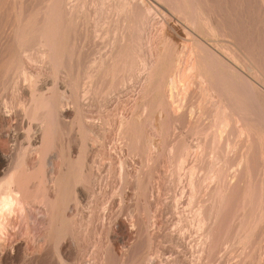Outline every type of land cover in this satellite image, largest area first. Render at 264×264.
Masks as SVG:
<instances>
[{
  "label": "rangeland",
  "instance_id": "rangeland-1",
  "mask_svg": "<svg viewBox=\"0 0 264 264\" xmlns=\"http://www.w3.org/2000/svg\"><path fill=\"white\" fill-rule=\"evenodd\" d=\"M45 1L44 0H41V1L40 0H37V1L36 0H22V2L24 3V4L22 3V6L26 5L25 7L27 9L26 10L25 8H23L21 6V9L23 10L22 12H23L24 16L26 14L28 15V13L31 11H32L31 13H36L37 10L40 8V5H41V7L44 5V4H41V2L44 3ZM84 1L83 0H80V1L79 0H73V1L67 0V2H66L67 4H69V5H66V13L68 12L67 10L73 12L75 9V14H74L75 18L71 19L70 17H67L65 19L66 23H68L70 21L69 25L65 23V25H66V28H65V38H66L65 39V58H67L66 59L67 62H66V65H65L66 68L64 69V71L59 74L60 76L59 75L57 76L58 81L61 85V87H60L61 92H64V93L67 92L66 97L68 99H69L70 94L72 95V96H70L71 100H67L70 103L67 102V104L71 108L73 106V108H72L73 109V115H72V118H70V119H67V120L64 119V120H60L58 122V125L59 126L61 125L60 126L61 128L59 127V129H57L58 125H56V130H59V131H57L56 135H53L51 141L50 142L48 141L47 142L48 144L46 143V146H44L46 148L49 147L45 151L47 154L45 153V155H44L45 157L40 156L41 158L40 157L38 158V155L34 154L30 160V167L32 169L38 168V170H32L31 169L32 173L34 174V172L37 173V171H38V173H39L40 171H42V169L40 167H42L43 161L46 162V161L51 160L56 167L59 166L60 164H64L65 166L70 165L71 162L75 158H78V157L81 158L82 163L85 161L83 163L85 166L84 172L88 171L89 168L92 170V173L95 177V184H94L95 186L93 188L89 186V188L93 191H91L88 188V184L85 181L87 178L86 177L87 174L83 175V177H85V179L81 183V186L82 187L86 186L87 190L88 189L90 190V191L89 190L88 191H89V193L91 192L90 195L92 194L91 195L92 199H94L95 204L97 203L99 205L96 208V210H94V213H95V211L97 213V215H96L97 219H95V221L93 222V224H92L93 226L88 227V225H87L88 219H86V218H89V214H90L91 210H90L89 206L85 204V206L81 209L83 211H81V214L79 216L81 218L78 217V221L81 219L79 222H81V223L84 222L83 225L86 227H85V230L83 227L82 231L81 230L77 231L78 229L77 230L75 229L76 226L74 224V220H72L73 218L67 217V216H72L74 213L73 207L70 206L66 215L65 214H62V215L59 214V216H58L59 223L57 225V228L59 226V228H60L59 233L60 234L57 232H56L57 234L54 233L55 228L53 227V225L51 223L50 217L46 214L47 213V212H45L46 210H44L39 205L43 206L40 203L41 199H43V198L46 200L55 198L54 195L56 196V192L54 191V189H52L53 187H49V186H51L52 183L47 185V187H46V184H43V185H41V187L43 186V188L38 189V187H40L39 184H36V182H38V179L34 178L32 180V186H33V190H34V191L33 190L32 191L34 192L33 193L34 196L32 199L29 200V205L26 208L27 215H29L28 220H27V222L23 221V224L21 223L22 226H21V224H20V226H21V229L23 228L22 229L23 232L26 230V227H28V226L31 227L30 228L31 229V235L33 233V236L30 237L31 240L29 239L31 241V243L29 241V246L30 245L32 246V247L30 246V248H31L30 252L32 251V248H34L36 245V242H37L36 239L39 240V238H41V237H48L49 246H47L48 244H46L47 247L45 246L39 252L38 256L36 255L37 259H36V257L33 256L30 258V261L29 260L26 261L27 264H29V263L30 264H46V263L47 264H57V253L58 252L62 254V256L64 257L65 260H68V264H70V262H72L71 264H74V263L75 264H88V262H89V264H91V263H93V261H94L93 264H102V263L103 264H264V247H263L264 246V239H262V238H264L263 237V235H264V219H262V221H258V219H256L257 218L256 217V215H257L256 214V209H257L256 203H258L257 201L261 197L264 198V172H263V170H264V143L262 141H260V138H259L258 134H256V132H255L256 130H255L254 126L253 127L251 126L253 124L250 121H248V122L244 121L243 122L244 124L240 123L242 125V127L240 124L238 125L237 123H235L233 121L232 122L233 125H230V128L226 132V135L229 132H233V130H236L234 132H236L237 136L235 137V133L233 132V133H229L231 135L228 134L229 137H232V134L234 135L231 139H229L228 135H227V137H225L227 140V141L225 140L226 143L228 141H231L229 143L230 144L232 143L231 147H233V148H232V150L228 149L229 150L228 153H227V151L225 152V154L227 156L226 155L224 156V154L222 155L223 156L222 157L223 162L221 161V163L220 162L218 163L219 160H215V159H217L215 157H217V154L219 153L218 150L211 153V152H209V149L207 148L208 147L207 145H209L208 143H210V142H207V140L211 141V137L210 138L208 137L209 139H206V137H205L206 135H204L201 132V129L203 130L204 127H205L204 130H206V129L210 130V128H209L210 125L208 123L209 122L213 123L212 121H213V119H215L216 109L214 106L210 107L208 105V103L212 102V104L210 103V105H213L214 103H216V100H218V99L214 98V99H211V101L209 100L207 102V106H209L210 109H208V107H206V102L205 103L203 102V105H201V106L199 105L203 99L201 98L202 97V93H201L202 91H201L200 83H198L199 81H197L198 78L194 81V83L196 82V84H194L196 87L192 84L189 91L186 93V97H184V98H181V96L184 95V92H182V91H184V88L179 84L180 86L177 85L178 88L173 89L171 84H170L173 79L177 80L179 78V76H180L179 74L182 73L181 71L184 70L185 68H186L185 71L187 73L192 71L191 70L192 66H190V65H192L193 59L196 60V62L194 61V63L199 67L200 70H202V69L204 70V68L206 66H209L210 64L214 63L213 59L211 60V58L210 59L208 58V57H210L209 56L210 50L208 48H210L212 52H216L217 54L220 53L221 58L223 56L222 59H224V61L227 62L229 65H232L234 68L237 67V68H235V70L241 74L239 76H242V77L245 76L246 78H248V80H250L251 78L254 79V80L251 79L250 81L253 83V85H255L254 89H255L256 93L253 92V93H255V98L257 96H260V94H262V93L264 95V88H263L264 87L263 86L264 85V53H263L264 52V6H262L261 0H229V1L228 0H225V1L224 0L223 1L222 0H201V1L195 0V1H197L196 3H198L196 7L197 8L199 7L198 10L200 9L199 12L203 11L205 16H207L208 18L211 17L212 18L211 19L212 24H213L214 20H216V19L213 20V17L217 18V21L220 22L219 23L216 21L220 25L219 26L216 25L217 27L214 26V27H216L215 33L212 32L211 34H210L211 31L210 32L208 31V30H210V28L208 25H206L207 21L205 19L200 18L202 20L200 21V19H199L198 20L199 23L195 20L197 23L191 24L192 23V20H191V18H192L191 12L192 11H190V9L192 10V7L195 4L194 0L191 1V3L189 2L191 5L193 2V5H192V7H190V9H189V6L186 5L188 2L186 1L184 3L186 10L188 8V10H187V11H189L188 13H186V10L185 11L183 10V9H185L184 6L182 5L183 2L177 0V2H179V3L182 2L181 5L183 6V7L181 5L179 6V4H178V7L183 8L180 11V13L184 11V13H186V14L190 13L191 14V15L189 14L190 16L183 14V13L180 14L179 12L175 13V10L173 12L172 6L177 4V3L171 4L172 5L171 6L168 3V1L166 2L165 0H162V3L160 0H148V1L147 0H142V1L137 0L136 2L133 0H124V1L123 0H118V1L117 0L116 1L115 0H106L105 1L106 3L104 4V7L102 9H100L101 5L98 4L99 0H84ZM119 1H121V2H119ZM144 1H146V2H144ZM188 1H190V0H188ZM206 1H207V3H206ZM231 1H233V2H231ZM124 2H126V3H124ZM82 3L85 6L83 5L84 7L81 9L80 6H78V5H81ZM115 3H117L116 6L114 5ZM229 3H232V4H229ZM6 4L2 8L3 13L1 15V17L3 18V22L7 21L8 24L3 23V25H2V22H1V26L4 27V29L8 30V27H9L8 25H9V23H11L8 21V14H9V12H11L9 10H12L11 7H13V4H10V3H6ZM18 4L19 3H17V5ZM131 4H135L134 11L139 12L138 11V8H139V10L147 9V10H149V13H150L149 14L150 20L148 21L149 26L147 24L145 30L143 31L144 34L142 33V39H143L142 42L145 40L143 42L145 45L143 44V48H142L143 50L140 53L135 54V58L137 59V60L135 59V63L137 65V66L135 65V67H136L137 71H135L136 69L133 72L129 71V70L126 72L119 71V70H115V71L111 70V75L109 77L107 76L108 77L107 78L103 75L106 68L110 67V65L112 67V64L114 62L113 60H115V58L119 54V52L123 49H126L127 48L126 46L132 47L133 44H135V42L137 41L136 39H138V36H139V34H138L139 29H140L139 28L140 27L139 20H136L135 25L130 28L128 25H129V22L131 20L125 19L124 15L122 14V6L123 5H129V7H132ZM118 5L120 8L119 7L117 8ZM136 5L138 6V8ZM147 5H148V7H147ZM6 6H8V7H6ZM18 6H20V4ZM76 6H78V8ZM155 6H156V9L152 10L153 8H155ZM167 6L168 7L171 6V7L168 8ZM176 7H177V5L174 7V9H176V11H177ZM219 7H220V9H219ZM222 7H223V9L220 12ZM224 7H225V9H224ZM93 8H94V10H93ZM111 8H112V10H111ZM170 8H171V10H169ZM3 9L5 12L7 11V15L3 11ZM19 9H20V7L15 6V10H13L14 13L16 11L18 12ZM132 9H133V7H132ZM79 10L81 11V13ZM117 10H119V11L121 10V11L116 12ZM161 10H163V11H161ZM107 11H108V13H107ZM109 11H110V13H109ZM170 11H172L173 14ZM216 11L219 12V13H217V16L219 18L215 15ZM99 12H100V15H99ZM210 12H212V13H210ZM31 13H29V14H31ZM115 13H117V14H115ZM118 13L121 16V17H119L120 19L117 17V16H119ZM164 13H167L169 15H167V14L164 15ZM178 13H179V15H178ZM152 14H154V15H152ZM82 15L85 16L84 19H83L84 16L81 17ZM3 16H5V17H3ZM79 16H80V18H79ZM101 16H102V21L100 20L101 18H99ZM168 16H169V18H168ZM224 16H226V17H224ZM97 17L99 18L98 21L100 22L101 25H97V24H99L96 20V19H98ZM163 17L165 18V20ZM229 17H231V18H229ZM4 18H5V20H4ZM78 18H79V20H78ZM113 18H114V20H113ZM76 20H78V21H76ZM83 20H85V21H83ZM106 20H108V21L106 22ZM116 20H117V24L115 22ZM72 21H74L73 23L75 25L71 23ZM103 21H104L105 25L103 24ZM118 22H119V24H118ZM201 22H203V23H201ZM76 23H77V25H76ZM120 23L122 25L123 24L124 25L121 26ZM171 23H172V25H171ZM182 23H184V24L186 23L185 25H187V23L191 24V25H189V27H188V25L185 26ZM95 24L97 25V27ZM161 24H163V25H161ZM179 24L181 26H179ZM70 25H71V27H70ZM79 25H81V26H79ZM125 25L128 26V27H126L127 28L126 30L124 28ZM136 25H138L139 27H136ZM193 25L194 26H196V25L200 26L201 25L200 30L202 29V31H199V29H197L199 27H197V26H196L197 27L196 29L198 31H196L194 29L195 27ZM92 26L94 27V30H93ZM95 27L97 28L96 31L98 32L97 36H95L96 35ZM103 27H105L104 30H103ZM121 27H123L124 30ZM185 28H186V30H185ZM205 28H207V29H205ZM219 28H220V31L223 35H221L220 32L218 33ZM4 29L2 28L3 33H5V31H7V30L4 31ZM121 29H122V31H124V33L121 31ZM222 29L223 30L226 29V30L223 31ZM99 30H100V32H99ZM113 30H114V32H113ZM128 30H130V33L128 32ZM93 31L95 32L94 35H93ZM188 32H190V34ZM224 32H226L227 34L226 33L224 34ZM73 33L75 34L74 36L72 35ZM112 33L116 34V36ZM5 34H4L3 40H6L5 38H6L7 34L6 35ZM206 34H208V35H206ZM99 35H100V37L97 38ZM123 35H124V38H123ZM212 35H213V37H212ZM94 36L97 39L94 38ZM128 36H129V38H128ZM2 37H3V34H2ZM90 37H91L92 41H91ZM135 37H136V39H135ZM200 37H201V39H200ZM226 37L228 38V40ZM70 38H72V39H70ZM122 38L124 39L123 43H121V40L123 41ZM125 38H127V39H125ZM194 38H195V42L193 41ZM164 39H165V41H164ZM219 39H220V42H219ZM196 40H199V41L201 40V41L199 43V41L196 42ZM216 40H217V42H216ZM191 41H192V43H191ZM203 42H205V43L202 44ZM222 42H223V45H222ZM128 43H129V45H127ZM184 43L186 46L184 45ZM228 43H229V45H228ZM4 44H6V47H7L6 41L3 43L2 38H1V46L5 47ZM69 44H70V46H69ZM71 44H72V46H71ZM86 44H87V46H86ZM112 44H113V46H112ZM148 44H150V45H148ZM199 44H202L205 47L208 46V48L207 47L205 48L204 46H203L204 47L203 48L202 45H199ZM187 45H189V46H187ZM192 45H194L195 47L194 46L192 47ZM197 45H199L200 47ZM212 45L213 46L215 45V47L212 48L213 47ZM219 46H221V48H219ZM251 46L253 47V50H252ZM6 47H5V49H7ZM188 47L189 48L192 47L193 49L190 48V49H192V51ZM201 47H202V50L205 49V50H203L204 52L201 51ZM187 48H188V50H187ZM196 48H200V49L196 50ZM244 48L246 50H248V49L251 50L250 51L251 53L249 51H246ZM94 49H96V50H94ZM183 49L185 50L186 53L183 51ZM216 49H218V50H216ZM233 49H235L236 52L241 51L240 54L239 53H237L236 55L233 54L232 53ZM2 50H3V53L6 54V55L4 54L3 56L4 57L7 56L6 50H4L3 48H2ZM34 50L37 51L36 49H34ZM34 50H31L30 53H32V51L35 52ZM70 50H72V51H70ZM255 50H257V51H255ZM102 51L105 53H103ZM150 51H152V52H150ZM178 51L180 52L179 53L180 55L182 54L181 56L179 54H177ZM197 51H199V52H197ZM253 51H255L256 54ZM147 52H150V53L148 54ZM159 52H160V54H159ZM181 52H183L185 55ZM142 53L143 54L145 53V54L143 55ZM201 53L203 56L201 55ZM221 53H222V55H221ZM253 53L255 56L257 55V57H255L253 55ZM103 54H104V57H102ZM204 54L205 55L207 54V55L204 56ZM249 54L250 55L252 54V56H249ZM261 54H263V55H261ZM189 55L192 58H190V59L187 58V57H189ZM110 56H111V60L105 61L107 63L104 65L103 68H101L98 71H97V69H94L101 64V62H99V61L104 60L106 57L108 59ZM143 56H145V57H143ZM177 56H179L180 59L178 57V59L175 61L174 59L177 58ZM185 56H187L186 58L189 60L186 61ZM253 56L255 57V59L257 58L259 60V62H254L256 65L255 67L257 68L256 71L257 72L259 71L258 72L259 74L256 72L257 76L255 75V73L254 74L251 73L247 69L246 65L243 63V61L247 62V64H249V65L251 63H253V60H254ZM229 57H232V59ZM242 57H243V59H241ZM101 58H104V59H101ZM138 58H140V59H138ZM181 58L184 60H181ZM236 58H237V60H236ZM107 59H105V60H107ZM145 59H147V61L148 60L149 61L146 62ZM240 59L242 60V62ZM91 60L94 61V64L97 63V65H95L96 67L93 66V69H92L93 62ZM138 60H140V62ZM143 60L145 61V63L143 62ZM178 60L181 61L180 62L181 65H179ZM190 60H192V61H190ZM258 60H256V61H258ZM150 61H151V63H149ZM137 62H138V64H137ZM175 62H177V64ZM198 62L199 63L201 62V63L198 64ZM141 63L142 64L147 63L146 65H148V64L149 65L151 64V65L149 67V65L148 66L142 65ZM174 63H175V66H174ZM183 63H184V65L186 63V65L184 66ZM232 63H234V65ZM237 63H238V65H237ZM258 63H259V65H258ZM39 64L37 62L35 64H31L30 66L34 69L33 70L31 68V70H33L34 72H37V70H38V72L40 71V73L42 74L41 75L42 77L40 79H43L44 76L47 77V75L48 76L52 75V68L48 64H45V62L43 63L40 61H39ZM90 65H91V67H90ZM177 65H179L180 67ZM182 65L184 66V69L181 70L179 68H181V67L183 68ZM70 66H72L71 69H70ZM90 68H91V72H90ZM148 68H151V69H148ZM188 69H190L189 72L187 71ZM138 70H139V72H138ZM148 70H151V71L148 72ZM226 70L224 69V72ZM43 71H44V73H43ZM197 71H198V69H197ZM84 72H85V74H84ZM86 72H88V73L86 74ZM45 73L47 75H44ZM89 73L90 74L92 73V75H94V81H91V80H89V78L86 77V75L88 76ZM98 73H99V75H98ZM119 74L121 77L119 76ZM173 74H175V75L173 76ZM1 75H3L7 79L4 80L5 78ZM226 75H228V73ZM231 75H235V77L239 78L236 73H231ZM253 75H255L256 77H254ZM258 75L260 76V78H257ZM249 76H251V77H249ZM0 77H1L0 78V86H1L0 88L5 91V93L2 92L4 94H1L2 90H0V94L2 95V97L0 95L1 104H4L5 101L7 102V104H12L11 100L13 101V103H18L19 98H18V95L16 93V89H13L14 85L9 84L7 88L3 87L4 84L7 85L8 77H6L1 72H0ZM147 77H148V79H146ZM126 78H129V79H126ZM139 78H140V80H139L140 82L138 81ZM256 78H257V80H256ZM82 79H84L85 81H83ZM258 79H263V80H260L261 82H259ZM136 80H137V82H136ZM2 81L3 82L6 81V82L3 84ZM17 81H18V79H17ZM67 81L68 82L70 81L68 85H67V83H68ZM82 81H83V83H82ZM96 81L98 82V84ZM124 82L126 85H124ZM81 84H83V85H81ZM115 84L117 85V87ZM197 84H199V86ZM80 85H81V87H80ZM114 85H115V87H114ZM82 86H84V87H82ZM88 86H90V87H88ZM92 86L93 87L96 86L98 88H93ZM9 87L10 88L12 87V88L10 89ZM103 87H105V88H103ZM238 87H240V88L234 89L235 87H233L232 89L237 90V89H241V87L243 89L244 86H238ZM50 88H52V87L50 86ZM258 88L260 89L259 91H258ZM12 89L15 91L12 92ZM170 89H172L171 90L172 95H171V91H169ZM175 89H177V92ZM87 90L89 91V93ZM97 90H98V92H97ZM100 90L102 92H100ZM193 90L195 91V94L197 96L194 94ZM6 91L8 92V94ZM72 91H74L73 93L75 95L72 93ZM168 92H169V94H168ZM175 92L178 95L173 94ZM68 93H69V96H68ZM85 93H87V94H85ZM5 94H6V96H4ZM9 94H11L10 95L11 97L9 96V98H8ZM192 94L195 97L194 96L192 97ZM251 94L252 93H250V95ZM12 95H16V96H12ZM84 95H85V97H84ZM109 95H110V97H109ZM173 96H176V97H173ZM179 96H180V99H178ZM16 97H17V99H16ZM261 97H263L262 102L260 99ZM261 97L256 98L257 103H259V105H261L264 102V96L261 95ZM7 98L10 99V101H8ZM172 98H174V99H172ZM3 99H5V100H3ZM80 99L81 100L84 99V101H83L84 103L86 102V99L88 101H87V103L84 104ZM196 100H197V102L195 103ZM247 100L249 101L250 99L247 98ZM166 102L168 104H166ZM171 102H173L174 104L177 103V105H179V107H181V108H179L181 114L179 113V110L177 109L178 110L177 111L178 113L176 112L177 115H175L176 113H174V115H173L172 111L170 109H168L170 112L169 116H168V112L164 115L163 112L168 111L164 107L169 108V103H171ZM250 103H251L250 101L248 103L246 102L245 105L249 106ZM78 104L80 106H78ZM84 105H86V106H84ZM166 105H168V106H166ZM180 105H182V106H180ZM262 105L263 106H260L261 108L264 107V103ZM100 106H102V107H100ZM196 106H197V109H199L198 111L195 108ZM81 107L84 109H82ZM203 107H205V108L203 109ZM206 108L208 111L206 110L205 111L206 113H205L204 110ZM133 109L137 112L136 114H135V111H133ZM136 109H138L139 111ZM262 109L264 112V108H262ZM131 110H132V112H131ZM163 110H165V111H163ZM210 110L211 111L215 110V111L211 112ZM87 111H88V113H87ZM139 112L141 113V115L139 114ZM194 112L197 114V119H195L196 123L194 120V117H196ZM208 112L209 113L211 112L210 115H207V114H209ZM82 113H84L89 118V119H87L89 123H91V124L94 122L96 124L98 123L97 124L98 126L95 124L96 129L94 128L91 132H89L86 128L81 126ZM130 113H131V115H130ZM171 113H172V117L170 115ZM122 115L124 116V118H127V120H129V122L132 121V123H129L128 128L125 131H123V127H121V124H119L121 121L126 120V119L120 118V117H123ZM135 115H138L137 117H139V118L141 116L142 117L139 120V118L138 119L135 118L136 117ZM201 115L202 116L205 115L204 117L206 119H203L204 117H202ZM77 116H78V118H77ZM175 116H176V120H175ZM201 117H202V121L205 120L203 123L206 122L205 124H207L208 127H207V125H201L202 124V121H200ZM182 118L185 120V123H187V124L184 123V120ZM108 119H109V121H108ZM231 119H232V117H231ZM73 120H76V124L74 126L73 125L70 126L72 124ZM92 120H94V121H92ZM197 121H200V123ZM66 122L67 123L69 122L68 123L69 125ZM180 123H181V125H180ZM245 123H247V124L251 123V125L250 124L247 125ZM199 125H200V127H199ZM244 125L247 127L244 128L245 127ZM233 126H234V129L232 130ZM237 126L239 128H243V132H241V134L238 133V130L236 129V128H238ZM74 127H75V129H74ZM130 128H131V130H130ZM121 129H122V131H121ZM133 129H134V131L138 130L137 133L134 132ZM244 129H246V131H244ZM209 130H207V135H209V134L212 135L213 132L210 131L211 132L210 133V132H208ZM88 132L91 134H89ZM57 133H59V134L57 135ZM252 133L254 134V136ZM73 135H74V137H73ZM120 135H122V137ZM148 135L151 137H149ZM241 135L242 136L245 135V138H246V136H248L245 139L246 141L244 140V137H242L243 140H240ZM131 136H133V137H131ZM91 137L93 139H95V138H98V139H95V141H94ZM124 138H126L125 141H124ZM233 138H235V140ZM138 139H140V141H138ZM232 139L235 142H232ZM247 139H249V140H247ZM88 140L90 142H88ZM120 140H122V141H120ZM85 141H87V142H85ZM134 141H136V142H134ZM149 141L152 142L151 146H149ZM205 141L207 142V145H206L207 147L205 146V148H204L203 143ZM95 142H97L99 146L96 145L97 143L95 144ZM185 142H187V143H185ZM244 142H245V144H243ZM85 143L87 146L85 145ZM133 143H134V146H133ZM222 143H223V145H225L224 140ZM177 144H178V146L175 147ZM195 145H196V147H195ZM0 146H1L0 148L2 149V151H5V153L6 152L8 153V151L10 152V148H8L9 146L4 145V147H3L2 144ZM122 146H124V148H122ZM148 146H149L150 151H151L152 146H153V149H152L153 151H151L152 155H150L151 152L148 150ZM202 146H203L204 150H203ZM256 146H259V147H256ZM56 147H57V149H56ZM125 147H127V148H125ZM236 147H237V149H236ZM254 148H255V150H254ZM121 149L123 150V153L121 151H119ZM90 150H91V152H90ZM199 150L201 151V154H200ZM136 151H138L139 154H136ZM170 151H172V153ZM202 151H203V153H204V151H207L208 154H210V155L212 154V155L210 156L206 153V155L208 157H206V155H205V159L203 158L205 160L204 161L203 159H201V155H203ZM186 152H187V154H186ZM116 153H118V154L116 155ZM87 154H89V155H87ZM136 155H138V156H136ZM168 155H170V156H168ZM57 156H60V157H57ZM117 156H119V157L121 156V157L119 158ZM150 156H152V157H150ZM197 156H199V157H197ZM121 158H122V161H124L123 163H120V162H122ZM145 158L147 161L145 160ZM198 158H200V159L198 160ZM209 158H211V160ZM231 158L234 160H231ZM119 159H120V161H119ZM206 159H207V161H206ZM59 160H60V162H59ZM197 160H198V162H196ZM38 161H39V165H38ZM209 161H210V163H209ZM31 162H32V164H31ZM128 162H129V164H128ZM35 163H37V164L35 165ZM55 163H58V164H55ZM197 163H199V164H197ZM203 163H205L206 165ZM224 163H225V165H224ZM126 164H127V166H126ZM184 164H186V165H184ZM195 164H196V166H195ZM207 164H209V165H207ZM210 164L216 170H218V168H219V170H221L223 172H224V170L228 171L224 175L227 176V181L230 184H228L226 179H224L226 181V186H225V183H223V186L225 188L227 187V189L224 190V187L222 186V180L219 179V177L215 178L213 176L212 177L213 180H212L211 176H209L211 174L209 172V169H207V168H208V166H210ZM226 164H228V165H226ZM229 165H231V166H229ZM35 166H36V168H35ZM199 166H200V168H199ZM205 167H206V169H205L206 171H204ZM191 168L194 170H192ZM237 169H238V171H237ZM190 171H191V173H190ZM229 172H231V173H229ZM134 173H135V175H134ZM197 173H198V175H197ZM193 177H194V179H193ZM201 177H202V179H201ZM199 178H200V181H197V180H199ZM119 179H121V180H119ZM192 179L193 180L196 179V181H197V182L195 181L196 183L201 182L202 186L204 185L203 186L204 188L202 187L203 190L201 192H199L197 195H195L193 197V199H192V196L195 193V189H192V186H191L192 184L189 183V182H191ZM259 180H261L262 182L261 181L258 182ZM212 182H216V183H212ZM231 183H232V185H231ZM255 183L258 184L257 187L255 186L256 185ZM205 184H206V186H205ZM260 184H261V186H260ZM86 187H85V189H86ZM207 187H208V191H205L207 189ZM209 187L212 189H210ZM232 187H233V189H232ZM193 188H194V186H193ZM250 189H251V191H250ZM217 190L219 192L216 193ZM206 192H208V193H206ZM257 193H258V195H256ZM38 194L41 195V198L38 197L39 196ZM203 194H204V197H203ZM206 194H208L209 196L207 195L208 197H206V199H205ZM219 194H220V196H218ZM221 194H223V195H221ZM36 195L38 197L37 199L40 201H38L36 198H34V197H36ZM44 195H46V196L44 197ZM42 196H43V198H42ZM197 196L199 197V199L197 198ZM254 197L256 199H254ZM33 200H35V201L33 202ZM46 200H44V201H46ZM201 201L205 202V204ZM198 202H199V204H198ZM216 202H218V203H216ZM240 202H241V204H240ZM247 202H250V203H247ZM31 203L32 204L35 203L36 205H32ZM200 203H201V205L203 204L202 206H204V207H202V206L200 207ZM254 204H255V207H254ZM37 205L39 208L36 207ZM205 205H207V206H205ZM211 205L212 206L214 205L213 207L215 209L214 208L212 209ZM238 205H241V206H238ZM32 207H34V208H32ZM103 207L105 209H103ZM70 208H72L73 210ZM86 208L88 210H90L88 212L89 214H87ZM201 208H203V211H205L207 208H209V209H207L208 210V218H207L208 222H206L205 227L202 226L201 223L199 222V221H201L200 219H202V215H204L203 213H202V215H200V213L202 212ZM216 208H217V210H216ZM130 210L132 211V213ZM213 211H214V213H213ZM132 214H133V216H132ZM129 215L132 216V218ZM134 215H135V218H134ZM63 216L64 217L66 216V217L64 218ZM152 217H153V219H152ZM129 218H130V221H129ZM210 218L213 220H211ZM152 220H153V222H152ZM135 221L137 223H135ZM72 222H73V224H72ZM85 222H86V224H85ZM120 222H122V223H120ZM130 222L133 225L132 226L130 224V226H132L131 228L129 226ZM154 222L156 223V225L154 224ZM138 223H139V226H137ZM25 225H28V226L25 227ZM73 225H74V227H73ZM70 228L71 229L73 228L74 231H76L75 233H73L74 234L73 238H74L75 243L72 242L73 239H72V237H70V236H72L71 235L72 233H70V232H73L72 231L73 229L71 230ZM132 228H133V230H132ZM83 230H84V232H87L86 230H88V232L84 233ZM141 231H142V233H141ZM45 232H47V233H45ZM162 232H163V234H162ZM48 233L50 234L49 236H48ZM140 233H141V235H140ZM76 235H78V236L81 235V236L78 237ZM260 235H261V239H260ZM36 236H38V237L36 238ZM172 236H173V238H172ZM32 237L33 238L35 237L34 238L35 241L33 240ZM258 237H259V239H258ZM23 239H25V238H23ZM51 239H53V240L50 242ZM78 239H80V240H78ZM256 239H258V240H256ZM55 240H56V242H55ZM174 240H176V241H174ZM65 241H66V243H65ZM86 241H88V243ZM90 241H91V243H90ZM94 242H96L94 244V246L98 244L97 246L102 245L103 247L102 246H99V247L96 246L97 249H93V248H95L93 246ZM213 242H214V244H213ZM32 243L35 245H32ZM63 244H65V245H63ZM86 247L90 248V249L88 248V256H87V257H89L90 260H87L88 258L84 257L86 254V251H87ZM67 248H69V249H67ZM66 249L68 252L66 251ZM62 251H63V253H62ZM90 251H92V252H90ZM104 251H105V254H104ZM41 252H42V255H41ZM67 254H70V255L67 256ZM71 254H74V255H71ZM94 254H95V259H94ZM91 255H92V257H91ZM100 255H101V257H100ZM115 255H117L118 257H115ZM33 258H35V259H33ZM42 260H44V261H42ZM70 260H72V261H70ZM86 260H87V262H86ZM91 260H92V262H90ZM22 262L23 261H19V262L16 261L13 263L9 262L8 264H17V263L18 264H26L25 262L24 263H22Z\"/></svg>",
  "mask_w": 264,
  "mask_h": 264
},
{
  "label": "bare ground",
  "instance_id": "bare-ground-1",
  "mask_svg": "<svg viewBox=\"0 0 264 264\" xmlns=\"http://www.w3.org/2000/svg\"><path fill=\"white\" fill-rule=\"evenodd\" d=\"M37 1V0H36ZM41 1V0H40ZM45 1V0H44ZM68 1H71V0H68ZM73 1V0H72ZM80 1V0H79ZM84 1V0H83ZM106 0H99V2H98V4L99 5H101V8L100 9H102L103 7H104V4L106 3L105 2ZM116 1V0H115ZM118 1V0H117ZM124 1V0H123ZM133 1H137V0H133ZM142 1V0H141ZM140 1V2H141ZM148 1V0H147ZM161 1V3H162V0H160ZM166 2L168 1V3L171 5V4H175V3H177V4H175V5H171L172 6V9H173V12H174V10H175V13H177V12H179L180 13V11L183 9V8H180V7H178V4H179V6L182 4V2H183V6H184V8H185V5H184V3L187 1L188 3L186 4L187 6H189V9H190V7H192V5H193V2H192V5L190 4L191 3V1H193V0H190V1H188V0H178V1H182L181 3H179V2H177V0H165ZM195 1V0H194ZM201 1V0H200ZM223 1V0H222ZM225 1V0H224ZM229 1V0H228ZM25 2V1H24ZM43 2V1H42ZM41 2V4H44L42 7H41V5H40V8L37 10V12L36 13H31V12H29V13H31V14H29L28 13V15L26 14L25 16H24V14H23V10L21 9V6H22V0H0V72L2 73V74H4L6 77H8V82H7V85H5L4 83L6 82H3V84L5 85H3V87H8V85L9 84H12V85H14L13 87V89H16V93H17V95H18V98H19V102L18 103H13V101L11 100V102H12V104H7V102L5 101H3L4 102V104H1V101H0V145L2 144L3 145V147H4V145H6V146H9L8 148H10V152L8 151V153L6 152L5 153V151H2V149L0 148V176H5V175H7L8 173H10V172H13V171H15V173H16V190L20 193V198L22 199V201H23V204H24V212H23V214L22 215H17V216H15L14 218H12L10 221H9V226L7 227V229H6V232L4 233V234H2V235H0V264H8L9 262H11V263H13V262H19V261H23L22 263H26L27 264V262L26 261H30V258L31 257H36V255L38 256V254H39V252L46 246V244H48L49 243V240H48V237H41V238H39V240L38 239H36L37 240V242H36V245L35 244H33L32 243V245H35V247L34 248H32V251L30 252V250H31V248H30V246H29V241L31 240V236H33V233H32V235H31V227H29L28 225H25V227L26 226H28V227H26V230L23 232V228L21 229V226H22V224H23V221H26L27 222V220H28V216L29 215H27V210H26V208H27V206L29 205V200L30 199H32L33 198V186H32V180L34 179V178H37L38 179V182H36V184H39L40 185V187H38V189H42L43 188V186L41 187V185H43V184H46V187H47V185H49V184H51V186H49V187H53L52 189H54V191L56 192V196L54 195V197L55 198H53V199H48V200H46V199H44L43 198V196H42V198L44 199V200H46V201H44L43 199H41V201L40 200H38L37 198L39 197V198H41V195L40 194H38L39 196L37 197V195H36V197H34V198H36L38 201H40V203L43 205V206H41V205H39L40 207H42L44 210H46L45 212H47L46 214L50 217V219H51V223H52V225H53V227L55 228V230H54V233H59L60 232V228H59V226H58V228H57V225H58V223H59V218H58V216H59V214H65L66 215V213H67V211H68V209H69V207L70 206H72L73 207V209H74V213H73V215L72 216H67L68 218L70 217H72L73 219L72 220H74V224H75V229L77 230V231H82V229H83V227H84V230H85V227L86 226H84L83 224H84V222L83 223H81V222H79L78 221V217L80 216V214H81V211H83V210H81L84 206H85V204L86 205H88L89 206V208H90V210H88L87 208V214H89L88 212L90 211V214H89V218H86V219H88V227H91V226H93L92 224H93V222L95 221V219H97L96 218V215H97V213H96V211H95V213H94V210H96V208L99 206L97 203L95 204V201H94V199H92V194L90 195V193H89V191L91 190L90 188H89V186L90 187H94L95 185V177H94V175H93V173H92V170L89 168L88 169V171H85L84 172V162L82 163V160H81V158H75L72 162H71V164L70 165H67V166H65L64 164H60L59 166H55L54 165V163L51 161V160H49V161H43L42 163H43V165H42V167H40L41 169H42V171H40L39 173H38V171H37V173H35L34 172V174L32 173V170H38V168L37 169H32L31 167H30V160H31V157L34 155V154H37L38 155V158L40 157V156H44L45 155V151L49 148H46V147H44V146H46V143L49 141H51V139H52V137H53V135H56V132L57 131H59V130H56V125H58V122L60 121V120H67V119H70V118H72V115H73V106H72V108L67 104V102H69V101H67V100H71L70 99V96H72L71 94H70V96H69V93H68V96H69V99L66 97V93H64V92H61V89H60V87H61V85H60V83H59V81H58V78H57V76L61 73V72H63L64 71V69L66 68V59L67 58H65V28H66V25H65V23H66V21H65V19L67 18V17H70L71 19H73V18H75V16H74V14H75V9H74V11L72 12V11H69V10H67L68 12L66 13V5H69V4H67L66 2H67V0H46L44 3H42ZM85 2V1H84ZM83 2V3H84ZM94 2V1H93ZM97 2V1H96ZM119 2H121V1H119ZM139 2V1H138ZM144 2H146V1H144ZM190 2V3H189ZM197 1H195V4H194V6L192 7V10L190 9V11H192L191 13H192V18H191V20H192V23L191 24H196L197 22H198V20L200 19V18H203V19H205L207 22V24L206 25H208L209 26V28H210V30H208L209 32H210V34L212 33V32H214L215 33V28L217 27L216 25H220L219 23V21H217V18H214L213 17V20L214 19H216V20H214V22H213V24H212V21H211V17H207V16H205V14H204V12L202 11V12H199V10H198V8L196 7L197 6V4L198 3H196ZM231 2H233V1H231ZM248 2V1H247ZM6 3H10V4H13V7H11L12 8V10H9V11H11V12H9V14H8V21L9 22H11V23H9V27H8V30L7 29H4V27H2L1 26V22H2V25H3V23H7V21L6 22H3V18L1 17V15H2V8L5 6V4ZM17 3H19L20 4V6H18L17 5ZM26 3V2H25ZM32 3V2H31ZM81 4V5H78V6H80V8L82 9L85 5L84 4ZM124 3H126V2H124ZM206 3H207V1H206ZM24 4V3H23ZM36 4V3H35ZM112 4V3H111ZM116 4L117 3H115L114 5L116 6ZM121 4V3H120ZM119 4V5H120ZM137 4V3H136ZM148 4V3H147ZM151 4V3H150ZM209 4V3H208ZM229 4H232V3H229ZM261 4H262V6H264V0H261ZM7 5V4H6ZM38 5V6H39ZM77 5V4H76ZM84 5V6H83ZM109 5V4H108ZM119 5L117 6V8L119 7ZM134 5V6H133ZM138 5V4H137ZM136 5V6H137ZM142 5V4H141ZM140 5V6H141ZM149 5V4H148ZM148 5H147V7H148ZM177 5V11H176V9H174V7ZM181 5V6H182ZM222 5V4H221ZM239 5V4H238ZM9 6V5H8ZM8 6H6V7H8ZM15 6H17V7H20V9L18 10V12L16 13H14V11L13 10H15ZM26 6V5H25ZM24 5L22 6L23 8H25L26 9V7H25ZM37 6V5H36ZM75 6V5H74ZM78 6H76L77 8H78ZM89 6V5H88ZM96 6V5H95ZM112 6V5H111ZM131 6L133 7V9H132V7H129V5H123L122 6V14L124 15V18L125 19H129V20H131L130 22H129V27L131 28V27H133L134 25H135V21L136 20H139V22H140V27L138 26V25H136V27H139L140 29H139V32H138V34H139V36H138V39H136V37H135V39L137 40L136 42H135V44H133V46L131 47V46H126L127 48L126 49H123V50H121L120 52H119V54L116 56V58H115V60H113L114 62H113V64H112V67H111V65H110V67H107L106 68V70H105V72H104V76L105 77H109L110 75H111V70L113 71H115V70H119V71H124V72H126V71H134L135 69H136V67H135V65H136V63H135V54L136 53H140L143 49V42L145 41H143L142 42V33L144 34V30H145V28H146V26H147V24L149 23L148 21L150 20L149 18V10H147V9H144V10H139V8H138V6H137V8H138V11L139 12H137V11H134V8H135V4H131ZM143 6V5H142ZM152 6V5H151ZM166 6V5H165ZM171 6H169V7H171ZM182 6V7H183ZM225 6V5H224ZM229 6V5H228ZM233 6V5H232ZM5 7V8H6ZM31 7V6H30ZM75 7V8H76ZM153 7V6H152ZM168 7V6H167ZM168 7V8H169ZM91 8V7H90ZM110 8V7H109ZM108 8V9H109ZM120 8V7H119ZM143 8V7H142ZM180 8V9H179ZM7 9V8H6ZM18 9V8H17ZM99 9V10H100ZM141 9V8H140ZM152 9V8H151ZM150 9V10H151ZM154 9H156V6H155V8H153L152 10H154ZM159 9V8H158ZM157 9V10H158ZM163 9V8H162ZM208 9V8H207ZM219 9H220V7H219ZM222 9H223V7L221 8V10H220V12L222 11ZM224 9H225V7H224ZM27 10V9H26ZM35 10V9H34ZM88 10V9H87ZM93 10H94V8H93ZM98 10V11H99ZM111 10H112V8H111ZM165 10V9H164ZM169 10H171V8L169 9ZM184 11L186 10V8L185 9H183ZM187 10H188V8H187ZM186 10V13H188L189 11H187ZM213 10V9H212ZM235 10V9H234ZM3 11H4V9H3ZM25 11V10H24ZM29 11V10H28ZM80 11V10H79ZM92 11V10H91ZM102 11V10H101ZM119 10H117L116 12H118ZM121 11V10H120ZM119 11V12H120ZM161 11H163V10H161ZM184 11L183 12H181V13H183V14H186V13H184ZM211 11V10H210ZM227 11V10H226ZM238 11V10H237ZM5 12V11H4ZM13 12V13H12ZM96 12V11H95ZM171 13H172V11H170ZM6 13V15H7V11L5 12ZM25 13V12H24ZM80 13H81V11H80ZM91 13V12H90ZM93 13V12H92ZM98 13V12H97ZM105 13V12H104ZM107 13H108V11H107ZM109 13H110V11H109ZM152 13V12H151ZM163 13V12H162ZM179 13H178V15H179ZM180 13V14H181ZM210 13H212V12H210ZM216 14V16H217V13H219V12H215ZM225 13V12H224ZM234 13V12H233ZM79 14V13H78ZM106 14V13H105ZM115 14H117V13H115ZM165 14H167V13H164V15ZM173 14V13H172ZM190 14V13H189ZM189 14H186V15H188V16H190ZM5 15V14H4ZM95 15V14H94ZM99 15H100V12H99ZM118 15H119V13H118ZM152 15H154V14H152ZM167 15H169V14H167ZM219 15V14H218ZM222 15V14H221ZM235 15V14H234ZM84 15H82L81 17H83ZM87 16V15H86ZM107 16V15H106ZM187 16V17H188ZM210 16V15H209ZM227 16V15H226ZM226 16H224V17H226ZM229 16V15H228ZM3 17H5V16H3ZM116 17V16H115ZM118 18L119 17H121L120 15L119 16H117ZM116 17V18H117ZM133 17V18H132ZM152 17V16H151ZM218 17V16H217ZM221 17V16H220ZM2 18V19H1ZM79 18H80V16H79ZM79 18H78V20H79ZM85 18V16L83 17V19ZM88 18V17H87ZM98 18V17H97ZM99 18H101L100 20L102 21V16L101 17H99ZM99 18L98 19H96L97 20V22L99 23V24H97V25H101L100 24V22L98 21L99 20ZM160 18V17H159ZM164 18V17H163ZM168 18H169V16H168ZM179 18V17H178ZM190 18V17H189ZM219 18V17H218ZM222 18V17H221ZM229 18H231V17H229ZM94 19V18H93ZM105 19V18H104ZM103 19V20H104ZM120 19V18H119ZM118 19V20H119ZM124 19V20H125ZM152 19V18H151ZM172 19V18H171ZM181 19V18H180ZM224 19V18H223ZM4 20H5V18H4ZM68 20V19H67ZM78 20H76V21H78ZM110 20V19H109ZM113 20H114V18H113ZM162 20V19H161ZM164 20H165V18H164ZM175 20V19H174ZM197 22H196V21ZM202 19H200V21H201ZM69 21V20H68ZM83 21H85V20H83ZM108 20H106V22H107ZM112 21V20H111ZM173 21V20H172ZM219 22V23H217V22ZM221 21V20H220ZM226 21V20H225ZM70 22V21H69ZM69 22L68 23H66V24H68L69 25ZM74 21H72L71 23L72 24H74L73 23ZM90 22V21H89ZM116 22V24H117V20L115 21ZM122 22V21H121ZM126 22V21H125ZM128 22V21H127ZM223 22V21H222ZM81 23V22H80ZM123 23V22H122ZM199 23V22H198ZM201 23H203V22H201ZM200 23V24H201ZM217 23V24H216ZM8 24V23H7ZM82 24V23H81ZM84 24V23H83ZM92 24V23H91ZM95 24V25H96ZM103 24H104V21H103ZM115 24V25H116ZM118 24H119V22H118ZM121 24V23H120ZM175 24V23H174ZM183 25H185L184 23H182ZM191 24H188L187 23V25H188V27H189V25H191ZM226 24V23H225ZM75 25V24H74ZM76 25H77V23H76ZM97 25H96V27H97ZM105 25V24H104ZM114 25V24H113ZM124 25V24H123ZM122 24H121V26H123ZM161 25H163V24H161ZM171 25H172V23H171ZM187 25H185V26H187ZM198 25V24H197ZM196 25V26H197ZM227 25V24H226ZM225 25V26H226ZM79 26H81V25H79ZM78 26V27H79ZM103 26V25H102ZM128 26H126L125 25V30L127 29L126 27H128ZM148 26H149V24H148ZM155 26V25H154ZM175 26V25H174ZM179 26H181L180 24H179ZM184 26V27H185ZM194 26V25H193ZM196 26H194L195 28V30L196 31H198L197 29H199V31H202V29L200 30V27H201V25L200 26H197V27H199V28H197ZM214 26H216V27H214ZM70 27H71V25H70ZM73 27V26H72ZM84 27V26H83ZM93 27V26H92ZM95 27V32H96V35L95 36H97V28ZM101 27V26H100ZM106 27V26H105ZM105 27H103V30H104V28ZM115 27V26H114ZM161 27V26H160ZM206 27V26H205ZM221 27V26H220ZM224 27V26H223ZM222 27V28H223ZM2 28L4 29V31L5 30H7V31H5V33L7 34H5V33H3V30H2ZM112 28V27H111ZM122 29H123V27H121ZM169 28V27H168ZM197 28V29H196ZM226 28V27H225ZM116 29V28H115ZM122 29H121V31H122ZM129 29V28H128ZM205 29H207V28H205ZM74 30V29H73ZM93 30H94V27H93ZM102 30V29H101ZM124 30V29H123ZM185 30H186V28H185ZM223 30V29H222ZM224 30H226V29H224ZM223 30V31H224ZM120 31V32H121ZM135 31V30H134ZM194 31V30H193ZM207 31V32H208ZM222 31V32H223ZM72 32V31H71ZM74 32V31H73ZM94 31H93V35H94V33H95ZM99 32H100V30H99ZM113 32H114V30H113ZM123 33H124V31H122ZM128 32L130 33V30H128ZM192 32V31H191ZM205 32V31H204ZM221 33V31H220V28H219V31H218V33ZM228 32V31H227ZM103 33V32H102ZM107 33V32H106ZM182 33V32H181ZM186 33V32H185ZM189 34H190V32H188ZM187 33V34H188ZM197 33V32H196ZM200 33V32H199ZM217 33V34H218ZM226 32H224V34H225ZM230 33V32H229ZM2 34H3V37H2ZM4 34L6 35V40H3V38H4ZM100 34V33H99ZM112 34H114V33H112ZM127 34V33H126ZM148 34V33H147ZM155 34V33H154ZM161 34V33H160ZM227 34V33H226ZM73 36L75 35L74 33L72 34ZM104 35V34H103ZM115 36H116V34H114ZM163 35V34H162ZM171 35V34H170ZM186 35V34H185ZM199 35V34H198ZM206 35H208V34H206ZM219 35V34H218ZM221 35H223L222 33H221ZM229 35V34H228ZM78 36V35H77ZM91 36V35H90ZM94 36V38H96ZM132 36V35H131ZM156 36V35H155ZM202 36V35H201ZM79 37V36H78ZM92 37V36H91ZM91 37H90V39H91ZM100 37V35L97 37V38H99ZM103 37V36H102ZM113 37V36H112ZM122 37V36H121ZM192 37V36H191ZM210 37V36H209ZM212 37H213V35H212ZM221 37V36H220ZM225 37V36H224ZM1 38H2V42L4 43L5 41H6V43H7V47H6V44H4L5 45V47L7 48V49H5V47H2L1 46ZM75 38V37H74ZM96 38V39H97ZM123 38H124V35H123ZM122 38V39H123ZM128 38H129V36H128ZM196 38V37H195ZM195 38H194V42H195ZM198 38V37H197ZM227 38V37H226ZM263 38V37H262ZM70 39H72V38H70ZM85 39V38H84ZM114 39V38H113ZM125 39H127V38H125ZM145 39V38H144ZM156 39V38H155ZM189 39V38H188ZM200 39H201V37H200ZM224 39V38H223ZM68 40V39H67ZM66 40V41H67ZM103 40V39H102ZM225 40V39H224ZM227 40H228V38H227ZM91 41H92V39H91ZM111 41V40H110ZM130 41V40H129ZM164 41H165V39H164ZM163 41V42H164ZM190 41V40H189ZM199 40H196V42H198ZM201 41V40H200ZM200 41H199V43H200ZM71 42V41H70ZM84 42V41H83ZM124 42V39H123V41L121 40V43H123ZM127 42V41H126ZM216 42H217V40H216ZM219 42H220V39H219ZM104 43V42H103ZM110 43V42H109ZM120 43V44H121ZM146 43V42H145ZM191 43H192V41H191ZM205 42H203L202 44H204ZM147 44V43H146ZM171 44V43H170ZM182 44V43H181ZM202 44H199V45H202ZM208 44V43H207ZM104 45V44H103ZM123 45V44H122ZM127 45H129V43L127 44ZM145 45V44H144ZM148 45H150V44H148ZM163 45V44H162ZM184 45H185V43H184ZM183 45V46H184ZM199 45H197V46H199ZM220 45V44H219ZM222 45H223V42H222ZM228 45H229V43H228ZM244 45V44H243ZM69 46H70V44H69ZM71 46H72V44H71ZM86 46H87V44H86ZM97 46V45H96ZM107 46V45H106ZM112 46H113V44H112ZM118 46V45H117ZM121 46V45H120ZM180 46V45H179ZM186 46V45H185ZM187 46H189V45H187ZM194 45H192V47H193ZM204 45H202V47H203ZM213 46V45H212ZM235 46V45H234ZM4 49V50H6V53H7V56H3L5 53H3V50H2V48ZM78 47V46H77ZM147 47V46H146ZM192 47H190V48H192ZM195 47V46H194ZM200 47V46H199ZM202 47H201V51H203V50H205V49H203L202 50ZM205 47V46H204ZM203 47V48H204ZM207 48H208V46H206ZM205 47V48H206ZM215 47V45L212 47V48H214ZM224 47V46H223ZM236 47V46H235ZM249 47V46H248ZM252 47V46H251ZM189 48V47H188ZM188 48H187V50H188ZM189 48V49H190ZM219 48H221V46H219ZM34 49H36L37 51H35ZM71 49V48H70ZM112 49V48H111ZM146 49V48H145ZM144 49V50H145ZM158 49V48H157ZM181 49V48H180ZM193 49V48H192ZM192 49H190L191 51H192ZM198 49H200V48H196V50H198ZM209 50H210V57H208L209 59L211 58V60L213 59V62L214 63H212V64H208L209 66H206L205 68H204V70L202 69V70H200L199 69V67L194 63V61L196 62V60H194L193 59V63H192V65H190V66H192L191 67V70L192 71H190L189 72V70L190 69H188L187 71L189 72V73H187L186 71H185V69H184V66L186 65V63H185V65H184V63H183V68L181 67V68H179V69H184V70H182L181 72L182 73H180L179 75V78L176 80V79H173L172 81H171V86H172V88L174 89V88H178V86L177 85H181L183 88H184V91H182V92H184V95H180L181 96V98H184V97H186V93L189 91V89H190V87L192 86V84L194 85V84H196V82L194 83V81L198 78V80L197 81H199L198 83H200V87H201V93H202V101H201V103L199 104L200 106L201 105H203V102L205 103L206 102V107H208V109H210L209 108V106L210 107H212V106H214L215 107V109H216V114H215V119H213V123H208L210 126H209V128H210V130L209 129H206V130H204L205 129V127H204V129L202 130L201 129V132L204 134V135H206L205 137H206V139H209L210 137H211V141H209V140H207V142H210V143H208L209 145H207V142L205 141L203 144H204V148H205V146L209 149V152H211V153H213V152H215V151H217L218 150V152L220 153H218L217 154V157H215V158H217V159H215V160H219L218 161V163L220 162L221 163V161H222V155L224 154V156L226 155L225 154V152L227 151V153H228V151L229 150H232V148L233 147H231V145H232V143L230 144L229 142H231V141H228L227 143H226V138L225 137H227V135L229 134V133H233L234 131H236V130H233L234 129V126L232 127V130H233V132H229L227 135H226V132L228 131V129L230 128V125H233L232 124V122L234 121L235 123H237L238 125L240 124V123H242V124H244L243 122L244 121H250L253 125H251V123H248V124H250L252 127L254 126V128H255V132H256V134H258V136H259V138H260V141H262L263 143H264V112H263V109L262 108H264V107H260V106H263L262 104L264 103H262L261 105H259V103H257V97H261V95L262 96H264L263 95V93L262 94H260V96H257L256 98H255V89H254V87H255V85H253V83L250 81L251 79H253V78H251L250 80H248V78H246L244 75V77H242V76H239V75H241L240 73H238L236 70H235V68H237V67H233L232 65H229L227 62H225L224 61V59H222L223 58V56H222V58H221V56H220V53L219 54H217L216 52H212L211 51V49L210 48H208ZM245 49V48H244ZM248 49V48H247ZM255 49V48H254ZM31 50H34L35 52H33L32 51V53H30L31 52ZM94 50H96V49H94ZM107 50V49H106ZM195 50V51H196ZM214 50V49H213ZM216 50H218V49H216ZM226 50V49H225ZM246 50V49H245ZM252 50H253V47H252ZM70 51H72V50H70ZM183 51L185 52V50L183 49ZM200 51V50H199ZM199 51H197V52H199ZM246 51H251V50H246ZM255 51H257V50H255ZM255 51H253L254 53H255ZM261 51V50H260ZM92 52V51H91ZM90 52V53H91ZM103 52V51H102ZM110 52V51H109ZM116 52V51H115ZM150 52H152V51H150ZM150 52H147L148 54L150 53ZM158 52V51H157ZM194 52V51H193ZM196 52V53H197ZM204 52V51H203ZM209 52V51H208ZM219 52V51H218ZM240 52L241 51H237L236 52V50L235 49H233V51H232V53L233 54H237V53H239L240 54ZM262 52V51H261ZM76 53V52H75ZM87 53V52H86ZM103 53H105V52H103ZM108 53V52H107ZM146 53V52H145ZM144 53V54H145ZM180 52L178 51V53L177 54H179ZM181 53H183V52H181ZM186 53V52H185ZM248 53V52H247ZM251 53V52H250ZM254 53H253V55H254ZM264 53V52H263ZM102 54V53H101ZM115 54V53H114ZM113 54V55H114ZM143 54V53H142ZM143 54V55H144ZM155 54V53H154ZM159 54H160V52H159ZM184 54V53H183ZM206 54V55H207ZM243 54V53H242ZM241 54V55H242ZM256 54V53H255ZM6 55V54H5ZM76 55V54H75ZM91 55V54H90ZM98 55V54H97ZM140 55V54H139ZM152 55V54H151ZM158 55V54H157ZM156 55V56H157ZM180 55V54H179ZM182 55V54H181ZM180 55V56H181ZM185 55V54H184ZM201 55H202V53H201ZM205 54H204V56H206ZM221 55H222V53H221ZM232 55V54H231ZM261 55H263V54H261ZM99 56V55H98ZM107 56V55H106ZM109 56V55H108ZM142 56V55H141ZM155 56V55H154ZM153 56V57H154ZM176 56V55H175ZM203 56V55H202ZM226 56V55H225ZM234 56V55H233ZM238 56V55H237ZM249 56H252V54L250 55L249 54ZM255 56V55H254ZM253 56V57H254ZM102 57H104V54H103V56ZM140 57V56H139ZM143 57H145V56H143ZM178 57L179 56H177V58H175L174 60L176 61L177 59H178ZM183 57V56H182ZM187 56H185V58H186ZM201 57V56H200ZM227 57V56H226ZM255 57H257V55L255 56ZM255 57H254V60H253V63H251L250 65L249 64H247V62H244L243 61V63L246 65V67H247V69L251 72V73H255V75L259 72H257L256 70H257V68L255 67L256 65H255V63L254 62H259V60L256 58L255 59ZM97 58V57H96ZM147 58V57H146ZM187 58H192L190 55H189V57H187ZM186 58V61L187 60H189V59H187ZM228 58V57H227ZM229 58H231L232 59V57H229ZM238 58V57H237ZM237 58H236V60H237ZM240 58V57H239ZM101 59H104V58H101ZM105 59H107V57L105 58ZM102 60V61H99V62H101V64L99 65V66H95V65H97V63L96 64H94V61H92L93 62V64H92V69H93V66L94 67H96V68H94V69H97V71L98 70H100L101 68H103L104 67V65L107 63V62H105V61H110L111 60V56L107 59V60ZM138 59H140V58H138ZM179 59H180V57H179ZM241 59H243V57L241 58ZM240 59V60H241ZM250 59V58H249ZM69 60V59H68ZM82 60V59H81ZM137 60V59H136ZM161 60V59H160ZM181 60H184V59H182L181 58ZM256 60H258V61H256ZM39 61L40 62H45V64H48L51 68H52V75L50 76H48L46 73L44 74V75H47V77H45L44 75V77H43V79H40L42 76V74L40 73V71L38 72V70H37V72H34L33 70V68L30 66L31 64H35V63H37L38 62V64H39ZM90 61V62H91ZM96 61V60H95ZM139 62H140V60H138ZM145 61L146 62H148L147 61V59H145ZM145 61L143 60V62L145 63ZM179 61V60H178ZM177 61V62H178ZM190 61H192V60H190ZM198 61V60H197ZM82 62V61H81ZM142 62V63H143ZM161 62V61H160ZM177 62H175L176 64H177ZM180 62L181 61H179V65H181L180 64ZM184 62V61H183ZM208 62V61H207ZM206 62V63H207ZM233 62V61H232ZM241 62H242V60H241ZM71 63V62H70ZM141 63V64H142ZM149 63H151V61L149 62ZM175 63H174V66H175ZM201 63V62H200ZM199 62H198V64H200ZM44 64V65H45ZM68 64V63H67ZM87 64V63H86ZM90 64V63H89ZM137 64H138V62H137ZM147 64V63H146ZM146 64H142V65H146ZM233 65H234V63H232ZM40 65V64H39ZM38 65V66H39ZM71 65V64H70ZM83 65V64H82ZM149 65V64H148ZM148 65H146V66H148ZM151 65V64H150ZM150 65H149V67H150ZM156 65V64H155ZM154 65V66H155ZM179 65H177V66H179ZM236 65V64H235ZM237 65H238V63H237ZM236 65V66H237ZM258 65H259V63H258ZM68 66V65H67ZM137 66V65H136ZM145 66V67H146ZM153 66V65H152ZM151 66V67H152ZM188 66V65H187ZM90 67H91V65H90ZM143 67V66H142ZM180 67V66H179ZM189 67V66H188ZM262 67V66H261ZM31 68L33 69V70H31ZM72 68V66H70V69ZM85 68V67H84ZM144 68V67H143ZM209 68V69H208ZM240 68V67H239ZM69 69V70H70ZM88 69V68H87ZM86 69V70H87ZM140 69V68H139ZM148 69H151V68H148ZM197 69H198V71H197ZM224 69L226 70L225 72H224ZM244 69V68H243ZM49 70V69H48ZM47 70V71H48ZM178 70V69H177ZM238 70V69H237ZM246 70V69H245ZM94 71V70H93ZM118 71V72H119ZM135 71H137V69L135 70ZM143 71V70H142ZM145 71V70H144ZM151 70H148V72H150ZM180 71V70H179ZM89 72V71H88ZM88 72H86V74L88 73ZM90 72H91V68H90ZM138 72H139V70H138ZM257 72V73H256ZM261 72V71H260ZM43 73H44V71H43ZM67 73V72H66ZM94 73V72H93ZM225 75H224V74ZM228 73V75H226ZM231 73H236L237 74V76L239 77V78H237V77H235V75H231ZM49 74V73H48ZM63 74V73H62ZM84 74H85V72H84ZM138 74V73H137ZM136 74V75H137ZM146 74V73H145ZM148 74V73H147ZM178 74V73H177ZM259 74V73H258ZM98 75H99V73H98ZM127 75V74H126ZM133 75V74H132ZM135 75V74H134ZM140 75V74H139ZM175 74H173V76H174ZM255 75H253L254 77H256ZM1 76H3V75H1ZM60 76V75H59ZM119 76H120V74H119ZM148 76V75H147ZM4 77V76H3ZM62 77V76H61ZM71 77V76H70ZM85 77V76H84ZM86 77L87 78H89V80H91V81H94V75H92V73L90 74H88V76L86 75ZM107 77V78H108ZM121 77V76H120ZM131 77V76H130ZM138 77V76H137ZM146 77V76H145ZM149 77V76H148ZM148 77L146 78V79H148ZM178 77V76H177ZM176 77V78H177ZM248 77V76H247ZM249 77H251V76H249ZM1 78V77H0ZM5 78V77H4ZM106 78V79H107ZM119 78V77H118ZM175 78V77H174ZM257 78H260V76L258 75V77ZM257 78H256V80H257ZM7 78H5L4 80H6ZM17 79H18V81H17ZM81 79V78H80ZM126 79H129V78H126ZM125 79V80H126ZM136 79V78H135ZM161 79V78H160ZM83 81H85L84 79H82ZM88 80V81H89ZM97 80V79H96ZM116 80V79H115ZM123 80V79H122ZM140 80V78L138 79V81ZM150 80V79H149ZM254 80V79H253ZM259 80V82H261L260 80H263V79H258ZM83 81H82V83H83ZM87 81V80H86ZM90 81V82H91ZM98 81V80H97ZM96 81V82H97ZM100 81V80H99ZM118 81V80H117ZM132 81V80H131ZM160 81V80H159ZM63 82V81H62ZM68 82V81H67ZM70 82V81H69ZM69 82L67 83V85L69 84ZM81 82V81H80ZM95 82V83H96ZM136 82H137V80H136ZM135 82V83H136ZM140 82V81H139ZM150 82V81H149ZM170 82V81H169ZM238 82V83H237ZM115 83V82H114ZM144 83V82H143ZM263 83V82H262ZM22 84V85H21ZM88 84V83H87ZM91 84V83H90ZM89 84V85H90ZM97 84H98V82H97ZM104 84V83H103ZM117 84V83H116ZM115 84V85H116ZM145 84V83H144ZM239 84V85H238ZM241 84V85H240ZM81 85H83V84H81ZM81 85H80V87H81ZM92 85V84H91ZM95 85V84H94ZM93 85V86H94ZM115 85H114V87H115ZM124 85H126L125 84V82H124ZM179 85V86H180ZM198 86H199V84H197ZM257 85V84H256ZM260 85V84H259ZM50 86L52 87V88H50ZM75 86V85H74ZM92 86V87H93ZM102 86V85H101ZM100 86V87H101ZM121 86V85H120ZM195 86V85H194ZM238 86H244L243 87V89H242V87H241V89H237V90H234V89H236V88H240V87H238ZM264 86V85H263ZM1 87V86H0ZM68 87V86H67ZM82 87H84V86H82ZM86 87V86H85ZM88 87H90V86H88ZM91 87V88H92ZM116 87H117V85H116ZM140 87V86H139ZM196 87V86H195ZM233 87H235L234 89H232ZM10 88V87H9ZM12 88V87H11ZM10 88V89H11ZM69 88V87H68ZM74 88V87H73ZM72 88V89H73ZM93 88H98V87H93ZM102 88V87H101ZM103 88H105V87H103ZM122 88V87H121ZM124 88V87H123ZM170 88V87H169ZM245 88V89H244ZM264 88V87H263ZM5 89V88H4ZM12 89V92L13 91H15V90H13ZM71 89V88H70ZM84 89V88H83ZM198 89V88H197ZM196 89V90H197ZM0 90H2L1 88H0ZM6 90V89H5ZM9 90V89H8ZM66 90V89H65ZM64 90V91H65ZM75 90V89H74ZM81 90V89H80ZM103 90V89H102ZM124 90V89H123ZM172 89H170L169 91H171ZM176 90V92H177V89H175ZM174 90V91H175ZM181 90V89H180ZM179 90V91H180ZM192 90V89H191ZM257 90V89H256ZM260 89L258 88V91H259ZM11 91V90H10ZM88 91V90H87ZM112 91V90H111ZM119 91V90H118ZM198 91V90H197ZM196 91V92H197ZM2 92H4L5 93V91L4 90H2L1 91V94H4V93H2ZM7 92V91H6ZM69 92V91H68ZM74 91H72V93H73ZM86 92V91H85ZM92 92V91H91ZM97 92H98V90H97ZM100 92H102L101 90H100ZM114 92V91H113ZM145 92V91H144ZM166 92V91H165ZM176 92L175 93H173V94H176ZM193 92H194V94H195V91L193 90ZM199 92V91H198ZM253 92H255V93H253ZM263 92V91H262ZM15 93V92H14ZM88 93H89V91H88ZM112 93V92H111ZM192 93V92H191ZM250 93H252L251 95H250ZM258 93V92H257ZM260 93V92H259ZM0 94V95H1ZM7 94H8V92H7ZM13 94V93H12ZM74 94V93H73ZM84 94V93H83ZM85 94H87V93H85ZM110 94V93H109ZM168 94H169V92H168ZM180 94V93H179ZM199 94V93H198ZM11 94H9L8 95V98H9V96H10ZM75 95V94H74ZM120 95V94H119ZM165 95V94H164ZM171 95H172V91H171ZM176 95H178V94H176ZM196 95V94H195ZM259 95V94H258ZM4 96H6V94L4 95ZM12 96H16V95H12ZM82 96V95H81ZM87 96V95H86ZM148 96V95H147ZM168 96V95H167ZM180 96H179V98L178 99H180ZM188 96V95H187ZM194 95L192 94V97H193ZM197 96V95H196ZM201 96V95H200ZM1 97H2V95H1ZM11 97V96H10ZM84 97H85V95H84ZM88 97V96H87ZM92 97V96H91ZM109 97H110V95H109ZM166 97V96H165ZM173 97H176V96H173ZM191 97V96H190ZM191 97V98H192ZM195 97V96H194ZM199 97V96H198ZM7 98V99H8ZM14 98V97H13ZM77 98V97H76ZM83 98V97H82ZM98 98V97H97ZM145 98V97H144ZM218 99V100H216V103H214L213 105H210V103L212 104V102H210V103H208V105L209 106H207V102L210 100L211 101V99ZM247 98L248 99H250L249 101L251 102L250 103V105L249 106H246L245 105V103L247 102H249L248 100H247ZM262 98L263 97H261L260 99H261V102L263 101L262 100ZM6 99V100H7ZM16 99H17V97H16ZM15 99V100H16ZM94 99V98H93ZM92 99V100H93ZM167 99V98H166ZM172 99H174V98H172ZM171 99V100H172ZM198 99V98H197ZM0 100H1V98H0ZM3 100H5V99H3ZM77 100V99H76ZM81 100V99H80ZM79 100V101H80ZM101 100V99H100ZM188 100V99H187ZM198 100V101H199ZM247 100V101H246ZM259 100V99H258ZM8 101H10V99H8ZM82 102L84 101V99L83 100H81ZM87 99H86V102L85 103H87ZM99 101V100H98ZM113 101V100H112ZM170 101V100H169ZM173 101V100H172ZM177 101V100H176ZM17 102V101H16ZM73 102V101H72ZM130 102V101H129ZM139 102V101H138ZM183 102V101H182ZM197 102V100L195 101V103ZM259 102V101H258ZM70 103V102H69ZM84 103V102H83ZM84 103V104H85ZM93 103V102H92ZM123 103V102H122ZM181 103V102H180ZM68 106H67V105ZM77 104V103H76ZM75 104V105H76ZM166 104H168L167 102H166ZM197 104V105H198ZM97 105V104H96ZM99 105V104H98ZM174 105V106H173ZM196 105V104H195ZM78 106H80L79 104H78ZM84 106H86V105H84ZM88 106V105H87ZM117 106V105H116ZM166 106H168V105H166ZM180 106H182V105H180ZM193 106V105H192ZM100 107H102V106H100ZM125 107V106H124ZM186 107V106H185ZM191 107V106H190ZM194 107V106H193ZM199 107V106H198ZM76 108V107H75ZM82 108V107H81ZM87 108V107H86ZM92 108V107H91ZM123 108V107H122ZM162 108V107H161ZM165 109H170L171 111H172V113H173V115H174V113H176L178 110H179V108H181V107H179V105H177V103L176 104H174L173 102H171V103H169V108H166V107H164ZM196 109H197V106L195 107ZM201 108V107H200ZM205 107H203V109H204ZM82 109H84V108H82ZM81 109V110H82ZM90 109V108H89ZM127 109V108H126ZM129 109V108H128ZM178 109V110H177ZM184 109V108H183ZM214 109V108H213ZM111 110V109H110ZM122 110V109H121ZM136 110H138V109H136ZM194 110V109H193ZM199 109H197V111H198ZM207 110V108L204 110V112ZM212 110V109H211ZM210 110V111H211ZM79 111V110H78ZM104 111V110H103ZM133 111H135L134 109H133ZM139 111V110H138ZM163 111H165V110H163ZM183 111V110H182ZM185 111V110H184ZM187 111V110H186ZM192 111V110H191ZM196 111V110H195ZM208 111V110H207ZM215 110H213V111H211V112H214ZM131 112H132V110H131ZM168 112V116H169V110L168 111H165V112H163L164 113V115L166 114ZM210 112V113H211ZM87 113H88V111H87ZM86 113V114H87ZM105 113V112H104ZM129 113V112H128ZM137 112L135 111V114H136ZM172 113L170 114L171 115V117H172ZM178 113V112H177ZM177 113L175 114V115H177ZM179 113H180V110H179ZM183 113V112H182ZM185 113V112H184ZM199 113V112H198ZM206 113V112H205ZM209 113V112H208ZM210 113L209 114H207V115H210ZM103 114V113H102ZM115 114V113H114ZM120 114V113H119ZM123 114V113H122ZM127 114V113H126ZM139 114L141 115V113L139 112ZM145 114V113H144ZM181 114V113H180ZM188 114V113H187ZM194 114L196 115V117H194V120L195 119H197V114L194 112ZM214 114V113H213ZM212 114V115H213ZM104 115V114H103ZM125 115V114H124ZM128 115V114H127ZM130 115H131V113H130ZM133 115V114H132ZM186 115V114H185ZM190 115V114H189ZM194 115V116H195ZM206 115V116H207ZM81 116V115H80ZM89 116V115H88ZM117 116V115H116ZM121 116V115H120ZM123 116V115H122ZM136 117V119H138L139 117H137L138 115H135ZM167 116V115H166ZM202 116V115H201ZM205 115H203L202 117H204ZM250 116V117H249ZM94 117V116H93ZM108 117V116H107ZM126 117V116H125ZM130 117V116H129ZM142 117V116H141ZM140 117V118H141ZM165 117V116H164ZM163 117V118H164ZM191 117V116H190ZM202 117H201V120L200 121H202ZM208 117V116H207ZM231 117H232V119H231ZM249 117V118H248ZM77 118H78V116H77ZM121 119H126V120H123V121H121L119 124H121V127H123V131H125L127 128H128V125H129V123H132V121L131 122H129V120H127V118H124V116L123 117H120ZM140 118H139V120H140ZM184 118V117H183ZM182 118V119H183ZM193 118V117H192ZM81 119H82V122H81V126L82 127H84V128H86L89 132H91L94 128L96 129V126H95V122L94 123H89L88 122V120L87 119H89L84 113H82V117H81ZM106 119V118H105ZM111 119V118H110ZM117 119V118H116ZM158 119V118H157ZM173 119V118H172ZM203 119H206L205 117L203 118ZM209 119V118H208ZM175 120H176V116H175ZM184 120V119H183ZM211 120V119H210ZM91 121V120H90ZM92 121H94V120H92ZM108 121H109V119H108ZM120 121V120H119ZM174 121V120H173ZM187 121V120H186ZM200 121H197V122H199L200 123ZM205 120H203L202 121V124L201 125H207V124H205V123H203ZM242 121V122H241ZM113 122V121H112ZM140 122V121H139ZM167 122V121H166ZM175 122V121H174ZM239 122V123H238ZM67 123V122H66ZM69 123V122H68ZM67 123V124H68ZM105 123V122H104ZM134 123V122H133ZM184 123H185V120H184ZM195 123H196V120H195ZM61 124V123H60ZM76 124V120H73L72 121V124L70 125V126H74ZM98 124V123H97ZM96 124V125H97ZM107 124V123H106ZM118 124V125H119ZM136 124V123H135ZM138 124V123H137ZM185 124H187V123H185ZM245 124H247V123H245ZM247 124V125H248ZM64 125V124H63ZM69 125V124H68ZM102 125V124H101ZM172 125V124H171ZM180 125H181V123H180ZM198 125V124H197ZM241 125V124H240ZM61 126V125H60ZM59 125H58V128L57 129H59V127H60ZM79 126V125H78ZM98 126V125H97ZM100 126V125H99ZM120 126V125H119ZM153 126V125H152ZM183 126V125H182ZM245 126V125H244ZM243 126V127H244ZM101 127V126H100ZM103 127V126H102ZM134 127V126H133ZM139 127V126H138ZM144 127V126H143ZM184 127V126H183ZM196 127V126H195ZM199 127H200V125H199ZM207 127H208V125H207ZM238 127V126H237ZM241 127H242V125H241ZM247 126H245L244 128H246ZM61 128V127H60ZM99 128V127H98ZM169 128V127H168ZM203 128V127H202ZM236 128V127H235ZM68 129V128H67ZM74 129H75V127H74ZM83 129V128H82ZM100 129V128H99ZM111 129V128H110ZM120 129V128H119ZM237 130H238V133H240L241 134V132H243V128H236ZM130 130H131V128H130ZM181 130V129H180ZM207 130H209L208 132H213L212 133V135H210L209 133V135H207ZM121 131H122V129H121ZM133 131H134V129H133ZM138 131V130H137ZM137 131H134V132H136L137 133ZM244 131H246V129H244ZM34 132V133H33ZM88 132V133H89ZM95 132V131H94ZM93 132V133H94ZM169 132V131H168ZM210 132V133H211ZM248 132V131H247ZM87 133V134H88ZM92 133V134H93ZM119 133V132H118ZM135 133V134H136ZM235 133V137L237 136L236 135V132H234ZM237 133V134H238ZM59 133H57V135H58ZM89 134H91V133H89ZM103 134V133H102ZM126 134V133H125ZM151 134V133H150ZM239 134V135H240ZM244 134V133H243ZM253 134V133H252ZM107 135V134H106ZM137 135V134H136ZM135 135V136H136ZM142 135V134H141ZM176 135V134H175ZM203 135V136H204ZM229 135H231V134H229ZM229 135H228V137H229ZM91 136V135H90ZM95 136V135H94ZM121 137H122V135H120ZM149 136V135H148ZM200 136V135H199ZM202 136V137H203ZM234 135L232 134V137H233ZM253 136H254V134H253ZM252 136V137H253ZM73 137H74V135H73ZM98 137V136H97ZM118 137V136H117ZM131 137H133V136H131ZM149 137H151V136H149ZM209 137V138H208ZM232 137H229V139H231ZM240 137V136H239ZM242 137H244V140L248 137V136H246V138H245V135L244 136H242L241 135V139L240 140H243V138ZM92 138V137H91ZM95 138V137H94ZM116 138V137H115ZM119 138V137H118ZM136 138V137H135ZM139 138V137H138ZM158 138V137H157ZM225 138V139H224ZM90 139V138H89ZM93 139V138H92ZM91 139V140H92ZM95 139H98V138H95ZM95 139H93L94 141H95ZM117 139V138H116ZM125 139L126 138H124V141H125ZM141 139V138H140ZM140 139H138V141H140ZM234 140H235V138H233ZM232 139V142H235L234 140ZM255 139V138H254ZM73 140V139H72ZM119 140V139H118ZM123 140V139H122ZM122 140H120V141H122ZM155 140V139H154ZM205 140V139H204ZM223 140H224V142H225V145H223ZM226 140V141H225ZM247 140H249V139H247ZM253 140V139H252ZM93 141V142H94ZM101 141V140H100ZM246 141V140H245ZM254 141V140H253ZM77 142V141H76ZM85 142H87V141H85ZM88 142H90L89 140H88ZM92 142V143H93ZM99 142V141H98ZM134 142H136V141H134ZM193 142V141H192ZM75 143V142H74ZM97 142H95V144H96ZM125 143V142H124ZM128 143V142H127ZM139 143V142H138ZM151 143L152 142H150L149 141V146H151ZM156 143V142H155ZM178 143V142H177ZM185 143H187V142H185ZM194 143V142H193ZM192 143V144H193ZM48 144V143H47ZM50 144V143H49ZM56 144V143H55ZM77 144V143H76ZM79 144V143H78ZM82 144V143H81ZM94 144V145H95ZM191 144V145H192ZM200 144V143H199ZM198 144V145H199ZM234 144V143H233ZM239 144V143H238ZM243 144H245V142L243 143ZM53 145V144H52ZM85 145H86V143H85ZM96 145H98V143L96 144ZM180 145V144H179ZM236 145V144H235ZM255 145V144H254ZM259 145V144H258ZM71 146V145H70ZM78 146V145H77ZM87 146V145H86ZM85 146V147H86ZM99 146V145H98ZM120 146V145H119ZM133 146H134V143H133ZM149 146H148V150H149ZM168 146V145H167ZM178 146V144L175 146V147H177ZM201 146V145H200ZM237 146V145H236ZM1 147V146H0ZM59 147V146H58ZM80 147V146H79ZM78 147V148H79ZM91 147V146H90ZM94 147V146H93ZM180 147V146H179ZM195 147H196V145H195ZM235 147V146H234ZM256 147H259V146H256ZM7 148V149H8ZM122 148H124V146H122ZM125 148H127V147H125ZM160 148V147H159ZM191 148V147H190ZM193 148V147H192ZM199 148V147H198ZM202 148H203V146H202ZM204 148H203V150H204ZM231 148V149H230ZM240 148V147H239ZM249 148V147H248ZM56 149H57V147H56ZM80 149V148H79ZM82 149V148H81ZM152 149H153V146H152ZM151 149V151H153ZM172 149V148H171ZM185 149V148H184ZM195 149V148H194ZM200 149V148H199ZM229 149V150H228ZM236 149H237V147H236ZM6 150V149H5ZM89 150V149H88ZM102 150V149H101ZM134 150V149H133ZM254 150H255V148H254ZM260 150V149H259ZM55 151V150H54ZM81 151V150H80ZM119 151H121L122 153H123V150L121 149V150H119ZM131 151V150H130ZM129 151V152H130ZM150 151V150H149ZM150 151V152H151ZM185 151V150H184ZM200 151V150H199ZM257 151V150H256ZM82 152V151H81ZM80 152V153H81ZM84 152V151H83ZM90 152H91V150H90ZM135 152V151H134ZM138 151H136V154H139V152L137 153ZM171 153H172V151H170ZM192 152V151H191ZM255 152V151H254ZM57 153V152H56ZM149 153V152H148ZM202 153H203V151H202ZM206 153H207V151H204V153H203V155H201V159H205V155H206ZM47 154V153H46ZM83 154V153H82ZM85 154V153H84ZM92 154V153H91ZM100 154V153H99ZM118 153H116V155H117ZM120 154V153H119ZM186 154H187V152H186ZM200 154H201V151H200ZM208 154V153H207ZM232 154V153H231ZM50 155V154H49ZM53 155V154H52ZM56 155V154H55ZM59 155V154H58ZM87 155H89V154H87ZM127 155V154H126ZM150 155H152V152H151V154ZM198 155V154H197ZM208 155H210V154H208ZM212 155V154H211ZM210 155V156H211ZM236 155V154H235ZM257 155V154H256ZM113 156V155H112ZM123 156V155H122ZM135 156V155H134ZM136 156H138V155H136ZM168 156H170V155H168ZM172 156V155H171ZM200 156V155H199ZM199 156H197V157H199ZM227 156V155H226ZM45 157V156H44ZM57 157H60V156H57ZM115 157V156H114ZM117 157H119V156H117ZM121 157V156H120ZM119 157V158H120ZM131 157V156H130ZM149 157V156H148ZM150 157H152V156H150ZM188 157V156H187ZM186 157V158H187ZM206 157H208L207 155H206ZM234 157V156H233ZM236 157V156H235ZM247 157V156H246ZM41 158V157H40ZM47 158V157H46ZM52 158V157H51ZM50 158V159H51ZM86 158V157H85ZM133 158V157H132ZM136 158V157H135ZM140 158V157H139ZM169 158V157H168ZM258 158V157H257ZM45 159V158H44ZM138 159V158H137ZM149 159V158H148ZM183 159V158H182ZM200 158H198V160H199ZM203 159V160H204ZM208 159V158H207ZM207 159H206V161H207ZM210 160H211V158H209ZM36 160V159H35ZM40 160V159H39ZM94 160V159H93ZM130 160V159H129ZM145 160H146V158H145ZM152 160V159H151ZM196 160V159H195ZM198 160L196 161V162H198ZM228 160V159H227ZM231 160H234V159H232L231 158ZM236 160V159H235ZM243 160V159H242ZM119 161H120V159H119ZM121 161H122V158H121ZM147 161V160H146ZM205 161V160H204ZM203 161V162H204ZM254 161V160H253ZM59 162H60V160H59ZM67 162V161H66ZM94 162V161H93ZM117 162V161H116ZM124 161H122V162H120V163H123ZM150 162V161H149ZM164 162V161H163ZM172 162V161H171ZM174 162V161H173ZM190 162V161H189ZM216 162V161H215ZM223 162V161H222ZM262 162V161H261ZM141 163V162H140ZM148 163V162H147ZM182 163V162H181ZM208 163V162H207ZM209 163H210V161H209ZM229 163V162H228ZM31 164H32V162H31ZM37 163H35V165H36ZM55 164H58V163H55ZM87 164V163H86ZM92 164V163H91ZM128 164H129V162H128ZM187 164V163H186ZM186 164H184V165H186ZM197 164H199V163H197ZM203 164H205V163H203ZM217 164V163H216ZM232 164V163H231ZM234 164V163H233ZM38 165H39V161H38ZM122 165V164H121ZM144 165V164H143ZM146 165V164H145ZM206 165V164H205ZM207 165H209V164H207ZM224 165H225V163H224ZM226 165H228V164H226ZM235 165V164H234ZM233 165V166H234ZM34 166V165H33ZM41 166V165H40ZM120 166V165H119ZM126 166H127V164H126ZM142 166V165H141ZM150 166V165H149ZM195 166H196V164H195ZM203 166V165H202ZM229 166H231V165H229ZM232 166V167H233ZM94 167V166H93ZM179 167V166H178ZM177 167V168H178ZM207 167V166H206ZM206 167L204 168V171H206L205 169H206ZM227 167V166H226ZM225 167V168H226ZM254 167V166H253ZM35 168H36V166H35ZM147 168V167H146ZM186 168V167H185ZM197 168V167H196ZM199 168H200V166H199ZM236 168V167H235ZM234 168V169H235ZM259 168V167H258ZM32 169V170H31ZM123 169V168H122ZM179 169V168H178ZM192 169V168H191ZM207 169H209V172H210V174L211 175H209V176H211V178L214 176L215 178L216 177H219V179H221L222 180V186H223V183H225V186H226V181H227V176L226 175H224L226 172H228V171H225L224 170V172L223 171H221V170H219V168H218V170H216V169H214V167L210 164V166H208V168ZM224 169V168H223ZM228 169V168H227ZM57 170V171H56ZM146 170V169H145ZM181 170V169H180ZM192 170H194V169H192ZM198 170V169H197ZM229 170V169H228ZM138 171V170H137ZM182 171V170H181ZM201 171V170H200ZM237 171H238V169H237ZM250 171V170H249ZM57 172V173H56ZM198 172V171H197ZM202 172V171H201ZM232 172V171H231ZM231 172H229V173H231ZM251 172V171H250ZM260 172V171H259ZM263 172H264V170H263ZM190 173H191V171H190ZM195 173V172H194ZM200 173V172H199ZM204 173V172H203ZM36 174V175H35ZM84 174H87V178H86V182H87V184H88V188L90 189H88L87 190V187L86 186H81V183L83 182V180L85 179V177H83V175ZM122 174V173H121ZM142 174V173H141ZM179 174V173H178ZM130 175V174H129ZM134 175H135V173H134ZM181 175V174H180ZM192 175V174H191ZM197 175H198V173H197ZM202 175V174H201ZM228 175V174H227ZM239 175V174H238ZM250 175V174H249ZM96 176V175H95ZM142 176V175H141ZM189 176V175H188ZM196 176V175H195ZM203 176V175H202ZM226 176V177H225ZM241 176V175H240ZM136 177V176H135ZM209 178V177H208ZM240 178V177H239ZM245 178V177H244ZM129 179V178H128ZM133 179V178H132ZM193 179H194V177H193ZM191 180V182H189L190 184H192L191 186H192V189H195V193H194V195L192 196V199H193V197L195 196V195H197L199 192H201L203 189H202V187L204 186H202V183L201 182H198V183H196L197 181H200V178H199V180H197L196 181V179L195 180ZM201 179H202V177H201ZM218 179V178H217ZM224 179H226V181L224 180ZM262 179V178H261ZM119 180H121V179H119ZM137 180V179H136ZM206 180V179H205ZM208 180V179H207ZM212 180H213V178H212ZM238 180V179H237ZM243 180V179H242ZM189 181V180H188ZM196 181V182H195ZM216 181V180H215ZM220 181V180H219ZM241 181V180H240ZM249 181V180H248ZM261 180H259L258 182H260ZM203 182V181H202ZM206 182V181H205ZM228 182V181H227ZM247 182V181H246ZM262 182V181H261ZM98 183V182H97ZM208 183V182H207ZM212 183H216V182H212ZM238 183V182H237ZM85 184V183H84ZM220 184V183H219ZM228 184H230L229 182H228ZM227 184V185H228ZM256 184V183H255ZM263 184V183H262ZM83 185V184H82ZM208 185V184H207ZM215 185V184H214ZM231 185H232V183H231ZM236 185V184H235ZM234 185V186H235ZM239 185V184H238ZM257 185L258 184H256L255 186L257 187ZM38 186V185H37ZM36 186V187H37ZM134 186V185H133ZM193 186H194V188H193ZM205 186H206V184H205ZM229 186V185H228ZM260 186H261V184H260ZM85 187H86V189H85ZM211 187V186H210ZM209 187V188H210ZM215 187V186H214ZM224 187V186H223ZM252 187V186H251ZM204 188V187H203ZM48 189V188H47ZM95 189V188H94ZM210 189H212V188H210ZM225 189H227V187L225 188L224 187V190ZM232 189H233V187H232ZM236 189V188H235ZM248 189V188H247ZM259 189V188H258ZM257 189V190H258ZM33 190V191H32ZM44 190V189H43ZM49 190V189H48ZM100 190V189H99ZM108 190V189H107ZM261 190V189H260ZM91 191H93V190H91ZM205 191H208V187H207V189L205 190ZM204 191V192H205ZM211 191V190H210ZM250 191H251V189H250ZM249 191V192H250ZM51 192V191H50ZM217 192H219L218 190L216 191V193ZM254 192V191H253ZM259 192V191H258ZM53 193V192H52ZM114 193V192H113ZM206 193H208V192H206ZM215 193V194H216ZM37 194V193H36ZM102 194V193H101ZM214 194V195H215ZM43 195V194H42ZM208 194H206V196H205V199H206V197H208L207 196ZM221 195H223V194H221ZM255 195V194H254ZM256 195H258V193L256 194ZM255 195V196H256ZM46 195H44V197H45ZM52 196V195H51ZM115 196V195H114ZM202 196V195H201ZM200 196V197H201ZM218 196H220V194L218 195ZM53 197V196H52ZM51 197V198H52ZM203 197H204V194H203ZM211 197V196H210ZM259 197V196H258ZM257 197V198H258ZM197 198L199 199V197L197 196ZM252 198V197H251ZM263 197H261L257 202L258 203H256L257 205V209H256V219H258V221H262V219H264V198L262 199ZM191 199V198H190ZM191 199V200H192ZM203 199V198H202ZM213 199V198H212ZM211 199V200H212ZM220 199V198H219ZM254 199H256L255 197H254ZM90 200V201H89ZM241 200V199H240ZM35 200H33V202H34ZM89 201V202H88ZM194 201V200H193ZM199 201V200H198ZM208 201V200H207ZM256 201V200H255ZM254 201V202H255ZM32 202V201H31ZM201 202H203V201H201ZM38 203V202H37ZM105 203V202H104ZM194 203V202H193ZM204 204H205V202H203ZM211 203V202H210ZM216 203H218V202H216ZM247 203H250V202H247ZM32 204V203H31ZM102 204V203H101ZM147 204V203H146ZM150 204V203H149ZM153 204V203H152ZM157 204V203H156ZM198 204H199V202H198ZM213 204V203H212ZM240 204H241V202H240ZM32 205H36L35 203H33ZM38 205L36 206V207H38ZM112 205V204H111ZM155 205V204H154ZM203 205V204H202ZM201 205V203H200V207L202 206ZM31 206V205H30ZM109 206V205H108ZM199 206V205H198ZM205 206H207V205H205ZM212 206V205H211ZM214 206V205H213ZM212 206V209L214 208ZM238 206H241V205H238ZM110 207V206H109ZM115 207V206H114ZM202 207H204V206H202ZM247 207V206H246ZM254 207H255V204H254ZM32 208H34V207H32ZM39 208V207H38ZM37 208V209H38ZM151 208V207H150ZM153 208V207H152ZM245 208V207H244ZM42 209V210H43ZM70 209H72V208H70ZM72 209V210H73ZM100 209V208H99ZM102 209V208H101ZM103 209H105L104 207H103ZM155 209V208H154ZM205 209V208H204ZM207 209H209V208H207ZM205 210V211H203V208H201V213H200V215H202V213L204 214V215H202V219H200L201 221H199L200 223H201V225L202 226H204L205 227V224H206V222H208V220H207V218H208V210ZM215 209V208H214ZM224 209V208H223ZM239 209V208H238ZM43 210V211H44ZM216 210H217V208H216ZM236 210V209H235ZM244 210V209H243ZM29 211V210H28ZM40 211V210H39ZM42 211V212H43ZM131 211V210H130ZM134 211V210H133ZM211 211V210H210ZM104 212V211H103ZM106 212V211H105ZM156 212V211H155ZM241 212V211H240ZM249 212V211H248ZM131 213H132V211H131ZM213 213H214V211H213ZM45 214V213H44ZM69 214V213H68ZM130 214V213H129ZM32 215V214H31ZM70 215V214H69ZM85 215V214H84ZM112 215V214H111ZM131 215V214H130ZM129 215V216H130ZM101 216V215H100ZM132 216H133V214H132ZM132 216H130L131 218H132ZM199 216V215H198ZM48 217V218H49ZM64 217V216H63ZM66 217V216H65ZM64 217V218H65ZM102 217V216H101ZM164 217V216H163ZM253 217V216H252ZM30 218V217H29ZM47 218V217H46ZM79 218H81V217H79ZM134 218H135V215H134ZM248 218V217H247ZM37 219V218H36ZM83 219V218H82ZM124 219V218H123ZM152 219H153V217H152ZM211 219V218H210ZM120 220V219H119ZM126 220V219H125ZM124 220V221H125ZM133 220V219H132ZM135 220V219H134ZM211 220H213V219H211ZM210 220V221H211ZM49 221V220H48ZM83 221V220H82ZM98 221V220H97ZM129 221H130V218H129ZM128 221V222H129ZM188 221V220H187ZM39 222V221H38ZM50 222V221H49ZM61 222V221H60ZM99 222V221H98ZM132 222V221H131ZM131 222L129 223V226H130V224H131ZM152 222H153V220H152ZM156 222V221H155ZM154 222V224L156 225V223ZM22 223V224H21ZM120 223H122V222H120ZM135 223H137L136 221H135ZM211 223V222H210ZM209 223V224H210ZM235 223V222H234ZM20 224H21V226H20ZM50 224V223H49ZM72 224H73V222H72ZM85 224H86V222H85ZM44 225V224H43ZM132 225V224H131ZM135 225V224H134ZM31 226V225H30ZM133 226V225H132ZM132 226H130V228L132 227ZM137 226H139V223H138V225ZM177 226V225H176ZM73 227H74V225H73ZM98 227V226H97ZM96 228V227H95ZM99 228V227H98ZM261 228V227H260ZM259 228V229H260ZM47 229V228H46ZM50 229V228H49ZM71 229V228H70ZM73 229V228H72ZM71 229V230H72ZM88 229V228H87ZM90 229V228H89ZM138 229V228H137ZM84 230H83V232H84ZM132 230H133V228H132ZM135 230V229H134ZM168 230V229H167ZM263 230V229H262ZM73 232H70V233H72L71 235L72 236H70V237H72V239H73V241L72 242H74V234L73 233H75L76 231H74V229L72 230ZM87 232H88V230H86ZM139 231V230H138ZM87 232H84V233H87ZM134 232V231H133ZM205 232V231H204ZM45 233H47V232H45ZM56 233V234H57ZM141 233H142V231H141ZM141 233H140V235H141ZM60 234V233H59ZM91 234V233H90ZM94 234V233H93ZM162 234H163V232H162ZM195 234V233H194ZM261 234V233H260ZM50 234L48 233V236H49ZM82 235V234H81ZM81 235H79V236H81ZM100 235V234H99ZM98 235V236H99ZM143 235V234H142ZM156 235V234H155ZM160 235V234H159ZM173 235V234H172ZM204 235V234H203ZM76 236H78V235H76ZM78 236V237H79ZM86 236V235H85ZM97 236V235H96ZM128 236V235H127ZM258 236V235H257ZM25 238V239H23V238ZM38 236H36V238H37ZM68 237V236H67ZM90 237V236H89ZM93 237V236H92ZM263 237H264V235H263ZM33 238V237H32ZM35 238V237H34ZM34 238H33V240H34ZM52 238V237H51ZM54 238V237H53ZM56 238V237H55ZM59 238V237H58ZM57 238V239H58ZM87 238V237H86ZM85 238V239H86ZM98 238V237H97ZM172 238H173V236H172ZM171 238V239H172ZM181 238V237H180ZM233 238V237H232ZM30 239V240H29ZM66 239V238H65ZM70 239V238H69ZM175 239V238H174ZM177 239V238H176ZM258 239H259V237H258ZM258 239H256V240H258ZM260 239H261V235H260ZM262 239H264V238H262ZM53 239H51L50 240V242L52 241ZM60 240V239H59ZM78 240H80V239H78ZM83 240V239H82ZM178 240V239H177ZM35 241V240H34ZM62 241V240H61ZM69 241V240H68ZM100 241V240H99ZM174 241H176V240H174ZM55 242H56V240H55ZM59 242V241H58ZM87 243H88V241H86ZM127 242V241H126ZM30 243H31V241H30ZM35 243V242H34ZM54 243V242H53ZM63 243V242H62ZM65 243H66V241H65ZM75 243V242H74ZM90 243H91V241H90ZM96 242H94L93 243V246H94V244H95ZM155 243V242H154ZM204 243V242H203ZM52 244V243H51ZM57 244V243H56ZM60 244V243H59ZM102 244V243H101ZM200 244V243H199ZM213 244H214V242H213ZM257 244V243H256ZM61 245V244H60ZM63 245H65V244H63ZM69 245V244H68ZM78 245V244H77ZM98 245V244H97ZM97 245H95L94 247L95 248H93V249H97L96 248V246ZM47 246H49V244L47 245ZM46 246V247H47ZM51 246V245H50ZM58 246V245H57ZM83 246V245H82ZM99 246H102V245H99ZM99 246H97V247H99ZM32 247V246H31ZM70 247V246H69ZM90 247V246H89ZM88 247V248H89ZM103 247V246H102ZM108 247V246H107ZM215 247V246H214ZM264 247V246H263ZM87 248V247H86ZM88 248H87V251H86V254H85V258L88 256ZM115 248V247H114ZM118 248V247H117ZM128 248V247H127ZM156 248V247H155ZM254 248V247H253ZM60 249V248H59ZM67 249H69V248H67ZM67 249H66V251H67ZM72 249V248H71ZM90 249V248H89ZM102 249V248H101ZM177 249V248H176ZM77 250V249H76ZM75 250V251H76ZM159 250V249H158ZM215 250V249H214ZM58 251V250H57ZM74 251V250H73ZM84 251V250H83ZM98 251V250H97ZM161 251V250H160ZM68 252V251H67ZM90 252H92V251H90ZM115 252V251H114ZM120 252V251H119ZM62 253H63V251H62ZM79 253V252H78ZM155 253V252H154ZM258 253V252H257ZM33 254V255H32ZM81 254V253H80ZM92 254V253H91ZM104 254H105V251H104ZM115 254V253H114ZM124 254V253H123ZM260 254V253H259ZM41 255H42V252H41ZM68 255H70V254H67V256ZM71 255H74V254H71ZM93 255V254H92ZM92 255H91V257H92ZM98 255V254H97ZM112 255V254H111ZM119 255V254H118ZM81 256V255H80ZM55 257V256H54ZM100 257H101V255H100ZM115 257H118L117 255H115ZM219 257V256H218ZM45 258V257H44ZM66 258V257H65ZM70 258V257H69ZM88 259L87 260H90L89 259V257H87ZM130 258V257H129ZM33 259H35V258H33ZM36 259H37V257H36ZM79 259V258H78ZM94 259H95V254H94ZM93 259V260H94ZM97 259V258H96ZM104 259V258H103ZM123 259V258H122ZM134 259V258H133ZM169 259V258H168ZM80 260V259H79ZM87 260H86V262H87ZM121 260V259H120ZM42 261H44V260H42ZM70 261H72V260H70ZM78 261V260H77ZM102 261V260H101ZM55 262V261H54ZM75 262V261H74ZM90 262H92V260L90 261ZM72 262H70V264H71ZM93 263H94V261H93ZM93 263H91V264H93ZM106 263V262H105ZM135 263V262H134ZM18 264V263H17ZM30 264V263H29ZM47 264V263H46ZM57 264H68V260H65L64 259V257L62 256V254L61 253H57ZM75 264V263H74ZM88 264H89V262H88ZM103 264V263H102Z\"/></svg>",
  "mask_w": 264,
  "mask_h": 264
},
{
  "label": "clouds",
  "instance_id": "clouds-1",
  "mask_svg": "<svg viewBox=\"0 0 264 264\" xmlns=\"http://www.w3.org/2000/svg\"><path fill=\"white\" fill-rule=\"evenodd\" d=\"M16 187L15 171L0 176V235L6 232L12 218L24 212V204Z\"/></svg>",
  "mask_w": 264,
  "mask_h": 264
}]
</instances>
